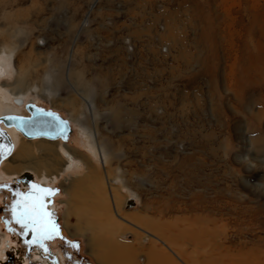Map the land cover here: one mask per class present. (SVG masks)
I'll return each mask as SVG.
<instances>
[{
    "label": "rangeland",
    "instance_id": "rangeland-1",
    "mask_svg": "<svg viewBox=\"0 0 264 264\" xmlns=\"http://www.w3.org/2000/svg\"><path fill=\"white\" fill-rule=\"evenodd\" d=\"M0 56L8 61L0 84L8 85L7 99L15 80L26 79V101L72 128L66 141L22 138L63 142L82 165L65 170L55 147L48 156L30 145L33 158L59 161L37 169L57 176L45 188L59 190L46 198L56 206L59 235L44 241L47 251L29 243L33 233L26 239L9 202L29 190L5 179L0 247L15 243L25 264H95L83 238L61 226L67 196L60 195L93 166L101 197L117 212L109 213L113 228L99 231L87 211L68 217L75 214L87 236L137 247L134 264H146L151 246L166 264H264V79L257 72H264V0H0ZM15 149L0 170L32 174L11 157ZM92 187L99 190L92 183L86 190ZM184 218L205 228L165 241L158 224ZM10 254L1 264H23Z\"/></svg>",
    "mask_w": 264,
    "mask_h": 264
},
{
    "label": "bare ground",
    "instance_id": "bare-ground-1",
    "mask_svg": "<svg viewBox=\"0 0 264 264\" xmlns=\"http://www.w3.org/2000/svg\"><path fill=\"white\" fill-rule=\"evenodd\" d=\"M7 62H8L7 60L2 59L0 56V84L3 83V80L7 79V77L9 76ZM257 72H258L259 77L264 79V72L262 70H258ZM25 80H23V79H16L15 80L16 81L15 82L16 87L14 86L11 89L14 92V94H13L14 96L12 95L11 100L7 99V97L5 95V92H8L6 89V88H8V85L7 86L0 85V88H2V89H0V110L3 112V114H1L0 117L5 115V114H20V115H22V111H20L19 106L25 107V105L28 103L26 101V98H25L26 92H25V90H23V87H24L23 84L25 83ZM8 100L11 102V104L5 106L4 101L7 102ZM14 102L16 105H14ZM257 120H259V119H257ZM1 128L9 136V139L11 140L13 147H17V150L15 149L16 151L14 153H12L11 157L14 156V158H16V160L17 159L22 160V161L25 160V162L28 165L23 164L26 168V169H24V168L23 169H24V171H31L33 174L32 176L34 177L35 180L43 182V184L45 186H48L50 184L52 185L54 183V180L57 178V176H52V175L46 176L43 174L44 172L38 173L37 169L42 168V166H45L46 167L45 170L47 172L48 169H52L53 167H55V164L58 165L59 161L57 162V160H55L54 158L51 159V157H47V156H45L46 157L45 159L44 158L43 159L33 158L32 154H34L35 152L32 153V148L30 146V145H32L31 141H26L24 139L25 137L22 138L23 136L19 134L20 132L17 131L13 127L4 126L3 124H1ZM56 139L62 140L61 138H56ZM50 140H53V139H50ZM62 141H66V140H62ZM256 141H258V140L256 139ZM55 142H53L51 144L47 141H39V142L33 144L32 146L33 147L36 146L41 152H43L44 154H47V155L51 151H53L54 147H55L56 151L58 150L60 155L63 158H65V162H63L64 163L63 166H64L65 170L77 171V170L81 169L82 165H81V161L79 160L78 156L75 157L74 153L71 152L72 150L70 151L68 148H66L65 143H63V142L55 143ZM261 146L259 145L258 148L259 149L261 148V150L263 151L264 143L261 144ZM93 148L94 147L92 146V149L90 150V152H91V154H93V157L96 158L95 149H93ZM3 160H5V159H3ZM3 162H5V161H3ZM84 162H86V161H84ZM263 162H264V160H263ZM88 164H89V162H88ZM30 167H32L33 169H31ZM4 170H6V168H4ZM46 172H45V174H46ZM23 176H24V174H23ZM5 179H8L11 183L16 184L15 183L16 179H15L14 174L6 175L0 170V182L4 181ZM88 183H92V186L99 185V190L93 189V187H92V189L86 190ZM102 184H103V182L95 173L94 167L90 166V169L88 170L86 175H84L80 178L74 179L68 188H66V187L62 188L60 195L65 194L67 196V199H66L67 209H65L63 214H62L61 226L63 227V229L65 230V232L69 236L75 237V238H83V240L85 242L84 244L89 249V255L93 258V262L95 264H134V259H135V256L137 255V247H134L132 244H126L123 242H119V241H117V239H113V238L110 240L108 237H103V236H101V238H99L97 233H95V234L92 233L91 236H87V234L81 228L80 224L77 222L76 218H73V217H76V215L78 216V213L80 211H87L88 213H90L92 215L91 217H89V219L91 218V220H90L91 225H94L96 227L98 226V228H100L99 231H103L104 229L105 230L108 229V231H110L109 230L110 227L113 228V225H112L113 224V222H112L113 216H111L109 213H110V211L112 213H114V212H116V210L113 206H111L112 203L109 204V206L111 207L109 210V206L107 205V202H106L108 198L105 200V198L101 197V195H104V190H103ZM16 186L21 191L26 189V186L24 184H21L18 182H17ZM95 188H97V187H95ZM107 189H108L107 195L110 199V202H112V200H111L112 195L110 193L109 188H107ZM100 190L102 191V193ZM105 195H106V193H105ZM6 197L9 198V195L6 194ZM9 202H10V206H11L14 203L13 198H10ZM127 203H128V201H127ZM52 205L54 206V209L56 210V206L54 204H52ZM72 209L75 210L74 212H76L75 213L76 215L74 214V216L72 218H70V216L68 217V213H70V211ZM101 210H104L102 212H105L108 214V221H106L107 223L103 221L105 218H103V217L100 218L101 214L97 215L98 213L101 212ZM115 214L117 216V212ZM182 220H183V222H182ZM181 222H179V220L177 219L175 221V223H173V224H170L168 222H166L162 225L158 224V226L160 228L161 237L165 241L173 242L174 237L178 240H181L185 237V235H183V234H188L192 230L194 231L196 229L198 231H201L205 228L203 225H198L199 227H197L198 222H196V220H194V219H192L188 222V220L184 218V219H181ZM16 224L19 228H21L20 224H18V223H16ZM149 226H150V224H149ZM91 229H93V228H91ZM71 231H73V232H71ZM101 233H103V232H101ZM202 233L204 235L205 232H202ZM205 235H206V233H205ZM192 238H194V237H192ZM190 241H192V240H190ZM4 243L5 242L3 240L1 247H0V259H6L7 252H10L14 256H16V257L18 256V258L23 262V264H25V260H24L25 258L20 257V252H19V249L17 248V245L15 243L11 242V243L7 244L6 247H8V248L6 249ZM193 244H196V242H194ZM40 249L41 248H39V250H37V251H40ZM141 251H143V250H141ZM39 253L40 252L35 251V252H33V254L31 256L35 257ZM145 256L147 257L146 264H166L167 263L166 261H168L166 256L165 257L161 256V253H159V251L157 252V249L153 246L148 248L147 255H145ZM237 263L239 264V262H237ZM0 264H1V262H0Z\"/></svg>",
    "mask_w": 264,
    "mask_h": 264
},
{
    "label": "water",
    "instance_id": "water-1",
    "mask_svg": "<svg viewBox=\"0 0 264 264\" xmlns=\"http://www.w3.org/2000/svg\"><path fill=\"white\" fill-rule=\"evenodd\" d=\"M25 108L29 112V115L5 114L0 117V131L4 133V135L0 136V146H2L0 147V163L3 159L10 156L13 150V144L9 139V136L4 130H2L1 124L15 128L26 139L61 138L62 140H67L69 134L71 133V127L68 120L61 117L58 113L41 108L31 103H27ZM9 116L22 119L9 120L7 119ZM9 148L11 149L10 154L7 151ZM31 177V174L26 172L21 180L31 186L32 184H36L31 180ZM131 204H133V201L129 199L127 205L131 206ZM4 222L6 225H9L8 219H4ZM31 234L32 232L28 231L26 239H29ZM7 256L12 259V256L9 252L7 253Z\"/></svg>",
    "mask_w": 264,
    "mask_h": 264
},
{
    "label": "snow or ice",
    "instance_id": "snow-or-ice-1",
    "mask_svg": "<svg viewBox=\"0 0 264 264\" xmlns=\"http://www.w3.org/2000/svg\"><path fill=\"white\" fill-rule=\"evenodd\" d=\"M43 111V110H41ZM7 119H22L9 116ZM4 135L0 131V136ZM2 147V146H0ZM10 154L11 149L7 150ZM0 187H7V185H0ZM58 189L45 188L37 184H32L29 192H17L19 197L12 205V217L16 223L20 224L25 231L33 233V239L29 241L32 244H39L41 248L47 251L44 241L51 240L59 235V225L53 219L54 213L48 211L46 198L54 196L58 193ZM61 239H64L61 236ZM73 247L78 248L75 242H69Z\"/></svg>",
    "mask_w": 264,
    "mask_h": 264
},
{
    "label": "flooded vegetation",
    "instance_id": "flooded-vegetation-1",
    "mask_svg": "<svg viewBox=\"0 0 264 264\" xmlns=\"http://www.w3.org/2000/svg\"><path fill=\"white\" fill-rule=\"evenodd\" d=\"M25 173H26V172H24L23 174H25ZM23 174H21L20 176L22 177ZM31 175H32V174H31ZM20 176H19V177H20ZM19 177H18V178H15V179H16V182H18L17 179H19ZM21 177H20V179H21ZM32 179H33V181H34L37 185H40V186H42V187H49V186H51V185L45 186L43 183H40L38 180H35L33 176L31 177V180H32ZM37 181H38V182H37ZM10 183H11V182H10ZM18 183L24 184V185L26 186V189H27V190H30V188H31V186H29L27 183H25V182H23V181H21V180H20V182H18ZM51 188H52V187H51ZM26 189H25V192H27ZM47 205H48V204H47ZM47 208H48V211L54 213L55 209H54V206L52 205V203L49 204V205L47 206ZM53 219L55 220V222H56L58 225H60V224H59V221H58V217H53ZM59 228H60V227H59ZM35 249L39 250V247H35ZM32 254H33V252H32ZM32 254H31V255H32ZM31 255H29V256H31Z\"/></svg>",
    "mask_w": 264,
    "mask_h": 264
}]
</instances>
